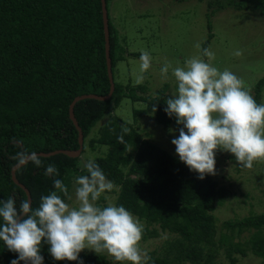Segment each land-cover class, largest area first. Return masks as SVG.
Returning a JSON list of instances; mask_svg holds the SVG:
<instances>
[{"label":"trees","instance_id":"16d2710c","mask_svg":"<svg viewBox=\"0 0 264 264\" xmlns=\"http://www.w3.org/2000/svg\"><path fill=\"white\" fill-rule=\"evenodd\" d=\"M111 1L105 0L114 90L107 101L84 99L74 105V116L83 135L80 155L86 151L101 154V147L107 148L104 156L98 158L96 154L93 160L117 186L106 192L116 195L114 204L124 206L145 223L143 240L158 236L155 225L161 232L176 236L164 244L160 255L148 254L147 264H213L220 247L225 248L230 264L236 263L233 254L245 257L248 251L264 261V213L224 222L229 235L220 234L217 242L213 211L217 197L222 203L223 192H218L209 175L200 179L178 157L141 134L143 123L137 121L141 117L154 119L177 136L182 125L164 111L169 98L167 86L155 96H143L136 91L143 94L146 86L129 88L117 82L116 67L127 51L119 43L109 16ZM256 1L254 8L263 20L264 0ZM230 7L252 9L242 2L233 4L232 0L207 2L208 36L202 43L201 55L214 37L211 17ZM140 55L128 53L135 58ZM109 88L100 0H0V200L14 198L17 207L27 200L25 192L11 179V169L19 163L20 153L48 154L79 148L78 132L69 119L68 107L77 96H104ZM263 90L264 77L250 90L258 104ZM125 98L142 105L132 110L134 122L127 123L130 132L125 135L126 143L120 144L117 136L126 122L114 110ZM109 110V119L96 128ZM38 157L40 166L29 160L15 172L18 182L30 193L33 209L39 206L42 196L57 191L55 179L63 181L70 190L74 177L87 175L86 170H79V157ZM49 165L56 167L57 175H45ZM102 202V198L97 201L106 206ZM244 232H251L248 239L233 242ZM49 247L42 242L43 264H120L89 253H80L77 261H57ZM17 258L18 254L0 241V264H11Z\"/></svg>","mask_w":264,"mask_h":264},{"label":"clouds","instance_id":"9594fccd","mask_svg":"<svg viewBox=\"0 0 264 264\" xmlns=\"http://www.w3.org/2000/svg\"><path fill=\"white\" fill-rule=\"evenodd\" d=\"M242 54L240 50L234 53L237 57ZM202 55L207 61L193 56L184 66L172 68L177 89L166 99L164 111L182 127L171 143L179 160L200 179L215 174L217 150L233 154L239 165L251 169L254 162L264 160V103L258 104L245 82L232 71L213 66L212 51L203 49ZM150 67V53L143 51L137 83L143 81L142 74ZM170 67L165 63L161 68L164 79ZM127 123L121 125L117 136L120 144L126 143L125 135L130 132ZM18 159L21 164L25 160L41 164L36 153H20ZM82 170L87 175L74 179L75 206L66 202L65 198L73 197L59 179L54 180L57 191L42 196L36 209L29 200L19 207L14 198L0 200V241L18 254L11 264H43L42 242L50 246L48 251L57 261H77L79 254L88 249L98 255L106 252L120 264H147L150 257L140 247L144 231L140 220L122 205L97 203L102 194L117 186L92 159L82 164ZM57 174L54 165L47 166L45 175Z\"/></svg>","mask_w":264,"mask_h":264},{"label":"rangeland","instance_id":"374dc122","mask_svg":"<svg viewBox=\"0 0 264 264\" xmlns=\"http://www.w3.org/2000/svg\"><path fill=\"white\" fill-rule=\"evenodd\" d=\"M214 0H112L109 6V16L112 24L117 29L119 43L125 47L124 60L118 62L116 67V80L123 86L134 88L137 85L146 86L143 96H155L156 93L167 86V94L170 96L176 92L177 82L172 76V68L184 66L187 59L193 56L201 58L202 43L208 36L207 17L209 12L207 2ZM225 2L226 0H219ZM245 3L252 9L238 10L230 7L211 17L212 34L214 35L209 50L214 53L213 66L223 71L228 69L241 78L246 87L252 90L257 81L264 77V19L260 17L255 5L256 0H232L233 4ZM254 8V9H253ZM199 44L198 49L196 45ZM240 50L242 55L237 57L234 53ZM147 51L151 56V67L144 72L143 81L137 83L140 72V58L128 56V53L141 54ZM208 59V58H207ZM207 61V60H206ZM169 63L168 77L164 79L161 68ZM264 103V90L261 96ZM141 103L132 102L125 98L114 114L123 122H134L133 109H140ZM111 114L106 112L96 124L101 127ZM140 125L143 123L141 134L144 138L154 142L170 154L178 157L175 146L171 140L178 137L176 132L165 129L150 117L137 118ZM136 121V123H137ZM129 123V124H131ZM93 129L87 140L93 135ZM107 148L101 147V154L97 151H86L79 156L78 167L82 170V164L89 159L104 156ZM99 154V155H98ZM179 158V157H178ZM215 174L209 175L216 183L218 192H223L221 202L218 197L215 201L213 215L216 219V240L220 234L229 235V231L223 228V224L229 220H240L253 214L264 213V160L256 161L251 169L239 165L233 154L217 150ZM96 159V158H95ZM75 177L71 180L69 194L73 197L68 200L75 206ZM105 197L108 199L106 200ZM116 195L104 193L101 204L115 202ZM143 228L146 227L140 221ZM153 227H150L152 229ZM158 236L140 241V247L148 254L160 255L164 244L173 240L176 236L169 232H161L158 225ZM264 232V229H263ZM251 232H244L233 242H243L249 238ZM81 253L96 254L85 249ZM213 264H230L225 248L220 247ZM103 255L113 262H117L106 252ZM235 264H264L262 258L253 255L250 251L245 257L233 254ZM127 264V262H125ZM189 264V263H184Z\"/></svg>","mask_w":264,"mask_h":264},{"label":"water","instance_id":"95a60500","mask_svg":"<svg viewBox=\"0 0 264 264\" xmlns=\"http://www.w3.org/2000/svg\"><path fill=\"white\" fill-rule=\"evenodd\" d=\"M100 3H101V14H102L103 33H104L105 61H106L108 81H109V85H110L109 92L107 95H104V96H98V95H94V94H86V95L77 96L70 103V105L68 107V115H69V119L71 120V122L73 123L74 127L76 128V130L78 132L79 148L77 150H56V151L50 152L48 154L39 153V154H37L38 156L48 157V156H52V155H56V154H63V155H66L68 157H71V158L79 157L81 154L82 146H83V135L81 132V128L78 126V123H77L75 116H74V111H73L74 105L77 102L84 100V99H93V100H97V101H107L110 99V97L113 93L114 83H113V77H112V72H111V59H110V54H109L110 45H109V31H108V12H107L105 0H100ZM28 161L29 160H25V162L23 164H21L19 162L12 167L11 179L14 182V184L19 186L25 192L27 200H29L31 202V197H30V193H29L28 189H26L21 183H19L15 177L16 170L18 168L24 166ZM23 264H26V262H24Z\"/></svg>","mask_w":264,"mask_h":264}]
</instances>
